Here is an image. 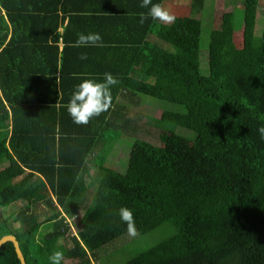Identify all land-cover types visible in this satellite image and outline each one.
Returning <instances> with one entry per match:
<instances>
[{
	"label": "trees",
	"instance_id": "16d2710c",
	"mask_svg": "<svg viewBox=\"0 0 264 264\" xmlns=\"http://www.w3.org/2000/svg\"><path fill=\"white\" fill-rule=\"evenodd\" d=\"M232 2L234 10L224 5L228 11L215 17L206 47L201 21L179 16L158 32L187 55L142 48L134 89L185 111L121 116L118 90H111L109 110L77 126L64 105L81 79L86 47L71 45L93 18L70 16L64 24V0H0V159L8 161L0 164V238L13 235L26 264H50L57 250L62 264H93L138 243V235L124 241L121 207L132 210L139 235H157L121 264H264V140L257 131L264 126V24L256 36L259 0ZM202 5L195 0L193 10ZM235 20L242 22L238 51ZM115 66L119 81L122 66ZM177 126L193 133L189 159L147 138ZM124 137L134 141L119 170L110 155ZM79 190L90 199L80 198L79 218L69 222L75 212L62 211ZM0 264H20L13 242L0 246Z\"/></svg>",
	"mask_w": 264,
	"mask_h": 264
},
{
	"label": "crops",
	"instance_id": "0c3cea01",
	"mask_svg": "<svg viewBox=\"0 0 264 264\" xmlns=\"http://www.w3.org/2000/svg\"><path fill=\"white\" fill-rule=\"evenodd\" d=\"M209 1L203 0L202 9L199 11L193 10L195 0H152V3L161 4L176 18L188 16L189 19L201 21L203 26V23L205 24L209 21L210 15L206 14ZM229 1L227 0L226 2L229 3ZM141 2L142 0H64L66 8L65 16L67 17L64 24L67 23L70 16H73L72 21H78V23L86 21L83 18L77 20V16H91L93 19L89 24L85 25V34L98 33L103 41V47H86L84 53L87 54L88 58L86 60L80 59V64H78L79 68H83L78 73L77 78H81L79 83L86 78L93 80H95L94 78H101L96 81L102 82L103 74L108 72L113 75V71L110 70L116 67L115 64L121 63L122 67L120 70H117L119 73V84L111 89L118 90L115 101L120 106L121 116H124L126 113H143V98L157 99L134 89L137 85L135 75L142 70L141 51H148L150 47H155V51L161 48L176 55L186 54L178 44H172L163 40L158 32L161 26L170 27L174 23L170 25L161 24L150 18L143 24L139 23V14L142 12L147 13L148 11L147 8L140 7ZM226 6L229 7V5ZM222 9L226 8H221L218 17L222 14ZM226 11L228 10L226 9ZM1 13L6 19L4 10ZM203 19L206 22L202 21ZM237 22L235 20L236 24ZM9 35L7 38H9ZM59 48H62V43H59ZM156 55H158V52ZM138 56L141 59L134 63ZM128 71H131L132 74ZM113 76L116 78L115 75ZM133 77L135 85L131 82ZM70 96H68V99ZM117 113L120 114L119 111Z\"/></svg>",
	"mask_w": 264,
	"mask_h": 264
},
{
	"label": "rangeland",
	"instance_id": "374dc122",
	"mask_svg": "<svg viewBox=\"0 0 264 264\" xmlns=\"http://www.w3.org/2000/svg\"><path fill=\"white\" fill-rule=\"evenodd\" d=\"M227 0H210L207 4V10L206 14L209 16V21L207 23H203L202 29H201V43L204 47L205 45H208L209 42V32L212 30V25L216 23L215 17L218 16L219 11L221 8L224 7V3L226 5H229V7L232 6L234 10V2L232 0L229 1L227 4ZM234 1V0H233ZM247 6V4H246ZM237 7H240V9L243 7V4L240 3ZM242 10V9H241ZM256 13V29H255V35L260 36L262 32V26L264 24V0H259L258 8ZM223 12V9H222ZM221 12V13H222ZM241 20V19H240ZM238 20L237 27L234 29L233 33V42L234 46L236 47L235 51H238V47H241L242 42V22ZM206 22L204 19L202 20ZM201 49V57H199L200 62V69L204 72L207 70V63H206V49ZM239 61V56L236 55L233 57V62L236 65V62ZM203 63H205L203 65ZM233 64V65H234ZM234 65V66H235ZM144 101V108L143 113L151 114L156 116L160 115V112L162 109L166 110H173V111H185L184 107L181 105L173 104L170 102L158 100V99H152V98H143ZM147 123V122H146ZM149 124V123H148ZM150 128V127H149ZM150 129H153L150 128ZM153 132L152 135H148L147 138L150 139L153 143L156 145H168L172 150H176L178 152H181L183 157L185 159H189L191 157L192 152V142H191V135L193 134L190 130L177 126L174 131L165 133L163 131L151 130ZM2 134H0V137ZM151 136V138H149ZM133 138V137H132ZM130 138H123L120 139V141L116 142L115 146L112 148V154L110 155V160L112 165L116 169H125L128 159V154L130 147L133 143V139ZM102 154V152H101ZM100 156V155H99ZM98 156V157H99ZM8 163V161L5 158L0 159L1 166H5ZM92 169V168H91ZM13 182V181H11ZM85 195H88L87 201H89L90 196L88 192H85L83 190L76 191L74 193L75 199L69 200V202L66 204L65 209H63L62 213L65 214L66 211L69 213H74L72 216H68L69 222H76L80 215V210L82 204L79 203L80 198L85 197ZM124 241H127L128 239H132V237L128 236L127 233L125 234ZM124 236V235H123ZM122 236V237H123ZM121 237V238H122ZM120 238V239H121ZM138 243L128 242L127 244L120 245L116 248L115 252H113L111 249L108 252L103 253L100 260L97 262H94L93 264H106V262L109 264L111 261L113 264H121L128 256H131L134 251L140 250L142 248L147 247L149 244H151L154 240L157 239V235L150 234L146 236H141L138 234Z\"/></svg>",
	"mask_w": 264,
	"mask_h": 264
},
{
	"label": "clouds",
	"instance_id": "9594fccd",
	"mask_svg": "<svg viewBox=\"0 0 264 264\" xmlns=\"http://www.w3.org/2000/svg\"><path fill=\"white\" fill-rule=\"evenodd\" d=\"M140 7L148 9L147 13L142 12L139 14L140 24H143L149 18L167 25L173 24L176 20V17L161 4H153L152 0H142ZM29 10L31 11L30 6ZM71 46L76 48L103 47V41L98 33H81ZM87 58L86 53H81V60H86ZM118 83L119 81L111 73L106 72L103 74L102 82L86 78L76 85L68 103L64 105L73 123L77 126H86L93 118L99 117L108 111L112 106L111 89ZM257 131L260 139L264 140V126L259 127ZM116 215L119 216L120 222L126 225L127 235L135 238L139 233L132 210L127 207H121L117 210ZM48 259L50 264H62L64 253L59 250L54 251Z\"/></svg>",
	"mask_w": 264,
	"mask_h": 264
},
{
	"label": "water",
	"instance_id": "95a60500",
	"mask_svg": "<svg viewBox=\"0 0 264 264\" xmlns=\"http://www.w3.org/2000/svg\"><path fill=\"white\" fill-rule=\"evenodd\" d=\"M6 241H11L13 242L14 248H15V252L17 254V257L20 260V264H26L25 259L20 251L19 245H18V241L16 240V238L13 235H4L0 238V246L5 243Z\"/></svg>",
	"mask_w": 264,
	"mask_h": 264
}]
</instances>
